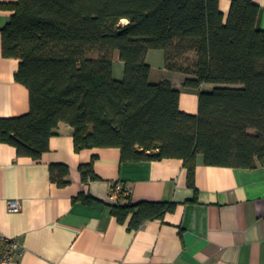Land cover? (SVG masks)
<instances>
[{"label": "trees", "instance_id": "1", "mask_svg": "<svg viewBox=\"0 0 264 264\" xmlns=\"http://www.w3.org/2000/svg\"><path fill=\"white\" fill-rule=\"evenodd\" d=\"M18 0L2 30V55L20 59L15 74L30 93V110L0 119V141L18 156L39 160L61 122L74 128L76 151L118 147L122 160L179 158L194 188L198 156L213 166L264 165V29L253 0ZM125 21V22H124ZM151 50L165 68L186 75L199 94L197 114L180 108L181 91L168 79L151 81ZM124 77H114V59ZM214 84L212 90L202 88ZM84 180L97 179L92 163ZM66 185L68 165H52ZM111 203L130 226L163 219L170 202ZM91 201L89 196L82 197ZM196 199V196H195ZM126 200V201H125Z\"/></svg>", "mask_w": 264, "mask_h": 264}, {"label": "crops", "instance_id": "2", "mask_svg": "<svg viewBox=\"0 0 264 264\" xmlns=\"http://www.w3.org/2000/svg\"><path fill=\"white\" fill-rule=\"evenodd\" d=\"M17 1L0 0V119L30 110L29 90L15 78L21 61L4 57L1 49L2 30L14 14L3 6ZM253 1L262 8L264 29V0ZM230 6L221 0L225 16ZM154 52L147 55L151 81L170 80L181 91V110L197 114L198 92L186 89V75L168 71L165 62L155 75L149 60ZM117 62L122 63L118 53ZM90 163L98 178L86 181L80 167ZM60 164L70 168L63 186L50 172ZM116 182L130 190L132 203L170 202L175 209L132 228L131 215L120 221L112 212ZM195 184L197 195L179 158L124 161L118 147L76 151L74 128L65 122L39 160L18 156L14 146L0 141V249L9 239L20 244L9 264H264V165L213 166L199 155ZM12 199L20 201L19 211L9 209Z\"/></svg>", "mask_w": 264, "mask_h": 264}, {"label": "built area", "instance_id": "3", "mask_svg": "<svg viewBox=\"0 0 264 264\" xmlns=\"http://www.w3.org/2000/svg\"><path fill=\"white\" fill-rule=\"evenodd\" d=\"M130 190L126 189L120 182L112 185L110 199L114 202L120 198L128 196ZM11 211H19L21 203L18 199H12L8 202ZM20 244L15 239H9L5 248L0 249V264H9L13 260L14 252L19 248Z\"/></svg>", "mask_w": 264, "mask_h": 264}, {"label": "rangeland", "instance_id": "4", "mask_svg": "<svg viewBox=\"0 0 264 264\" xmlns=\"http://www.w3.org/2000/svg\"><path fill=\"white\" fill-rule=\"evenodd\" d=\"M155 51H157V52H154L153 56L151 58H149V60L152 61L155 75L158 76V75H160L159 73L161 72L160 67H163L165 56H164V52L162 50H155ZM155 53H156V55H155ZM124 70H125V66H124L123 62L122 63L117 62L115 64V76L116 77L119 74H121L120 75L122 77L121 79H123Z\"/></svg>", "mask_w": 264, "mask_h": 264}]
</instances>
